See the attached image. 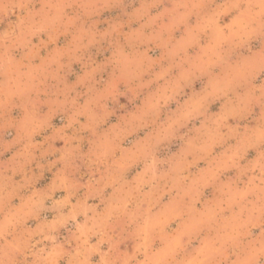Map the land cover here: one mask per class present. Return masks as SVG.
<instances>
[{
	"label": "clouds",
	"instance_id": "1",
	"mask_svg": "<svg viewBox=\"0 0 264 264\" xmlns=\"http://www.w3.org/2000/svg\"><path fill=\"white\" fill-rule=\"evenodd\" d=\"M0 264H264V0H0Z\"/></svg>",
	"mask_w": 264,
	"mask_h": 264
},
{
	"label": "rangeland",
	"instance_id": "2",
	"mask_svg": "<svg viewBox=\"0 0 264 264\" xmlns=\"http://www.w3.org/2000/svg\"><path fill=\"white\" fill-rule=\"evenodd\" d=\"M56 123L59 124V120H57Z\"/></svg>",
	"mask_w": 264,
	"mask_h": 264
}]
</instances>
